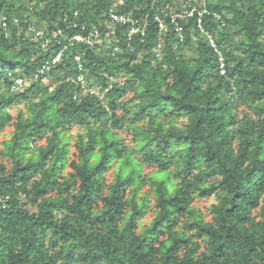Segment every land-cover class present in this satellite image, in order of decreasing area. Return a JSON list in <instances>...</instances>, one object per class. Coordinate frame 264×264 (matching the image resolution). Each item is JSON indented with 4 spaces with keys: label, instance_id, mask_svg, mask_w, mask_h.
Here are the masks:
<instances>
[{
    "label": "clouds",
    "instance_id": "1",
    "mask_svg": "<svg viewBox=\"0 0 264 264\" xmlns=\"http://www.w3.org/2000/svg\"><path fill=\"white\" fill-rule=\"evenodd\" d=\"M0 264H264V0H0Z\"/></svg>",
    "mask_w": 264,
    "mask_h": 264
}]
</instances>
